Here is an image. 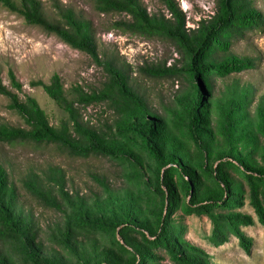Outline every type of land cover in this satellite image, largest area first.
<instances>
[{
    "label": "rangeland",
    "instance_id": "374dc122",
    "mask_svg": "<svg viewBox=\"0 0 264 264\" xmlns=\"http://www.w3.org/2000/svg\"><path fill=\"white\" fill-rule=\"evenodd\" d=\"M40 1L50 21L58 17L52 0ZM59 7L70 9L89 21L95 36L98 57L102 64L74 50L56 36L25 24L22 18L0 7V77L3 85L17 97L19 103L27 97L33 99L43 111L50 126L58 128L66 119L65 113L50 100L39 87L31 83L49 84L59 77L65 97L76 100L78 90L85 94L97 92L107 79L103 64L115 61L131 76V86L145 103L148 117L160 122V139L155 140L160 153H184V161L194 162L197 148L186 126V115L195 95L188 76L178 72L175 80H154L143 76L139 69L164 66L181 70L185 57L175 46L160 37L113 28L119 21L129 19L125 14H100L93 0H55ZM185 16L186 29H196L214 13L215 0H175ZM255 8L264 14V0H253ZM149 15L168 18L159 0H140ZM187 32V30H186ZM248 57L255 69L201 79L206 94L199 109L198 127L202 139L203 155L207 166L215 169L221 162L235 163L238 156L252 173L264 172V33L247 34L245 39L233 43L223 59ZM8 71L21 85L19 92L10 88ZM207 79V80H206ZM86 127L105 137L106 144L117 148L118 159L74 157L53 148L35 149L30 146H9L0 143V166L6 173L7 185L3 199L8 214L25 230L24 242L0 239V264H19V251H27L49 264H126L121 256L115 234L96 237L72 228L71 219L79 216L88 220L113 221L129 218L141 228L155 227L160 217L167 215L161 200L146 194L147 183L162 176L172 164L164 167L149 160L137 136L126 137L117 133L121 119L105 101L79 107ZM24 127L23 120L10 109V101L0 96V126ZM229 134V135H228ZM192 163V164H193ZM50 168H57L63 176L54 186V208L36 200L25 188L28 177L35 175L44 183L54 184L47 176ZM228 180L232 174L222 172ZM184 180H188L184 176ZM178 188L180 180L174 175ZM164 190V187H162ZM215 187L206 184L194 203L202 206L215 201ZM140 191L144 193L140 195ZM146 194V195H145ZM193 192L178 196L179 203L188 205ZM217 198V197H216ZM239 213L251 217L253 225L241 231L252 240L249 253H245L235 237L215 246L209 241L211 224L203 216H184L181 208L168 216L178 224L182 221L181 237L192 247L204 253L205 264H264V230L257 223L247 195L242 197ZM195 205L194 207H196ZM179 225V224H178ZM117 230V229H116ZM8 259V260H7Z\"/></svg>",
    "mask_w": 264,
    "mask_h": 264
},
{
    "label": "trees",
    "instance_id": "16d2710c",
    "mask_svg": "<svg viewBox=\"0 0 264 264\" xmlns=\"http://www.w3.org/2000/svg\"><path fill=\"white\" fill-rule=\"evenodd\" d=\"M52 2L57 21H50L47 18L38 0H0V7L22 18L25 24L56 36L70 48L86 54L95 63L102 64L90 22L70 9L59 7L55 0ZM159 2L168 18L163 15H149L140 0H93L95 9L100 14L118 13L129 17L126 21L115 23L114 29L163 38L185 57L186 62L181 70L150 66L140 68L139 73L154 80H175L182 72L190 79L195 95L187 111L186 126L197 148L198 153L193 157L196 163L184 161V153H171L168 160L166 157L168 153H160L155 144L156 139L161 141L160 122L148 117L144 99L135 93L131 86L130 74L113 60L103 64L107 79L101 89L90 94L78 90L75 101H69L65 97L61 81L56 75L50 79L49 84L42 82L30 84L31 87L41 88L65 113L66 119L61 121L58 128L49 125L43 111L33 99L27 97L24 102L19 103L17 97L3 85L0 77V96L10 101V109L25 125L0 126V143L9 146H30L35 149L53 148L60 153L81 158L118 159L121 156L120 151L106 144L105 137L86 127L80 113V106L86 107L105 101L121 119L118 134L124 137L131 134L137 136L148 159L158 168L164 167L166 162L172 164L171 168L164 170L162 176L154 177L153 183L146 184L148 185L146 194L161 200L162 207H166L167 215L160 217L155 227L144 229L127 217L105 221L74 216L71 219L72 228L96 237L113 235L115 238L116 234L122 245L113 240L121 256L126 259V264H205L200 259L204 253L182 239L181 218L178 219V225L168 217L181 208L184 216H203L210 222L212 228L209 241L215 246L227 243L229 237L233 236L240 248L249 253L252 240L241 229L251 227L253 222L250 216L241 214L238 210L243 206L242 197L247 195L257 223L264 230V172L250 173L238 156L232 157L235 163L221 162L215 169L207 166L198 121L200 105L206 97L201 87V79L256 68L251 58L232 57L224 60L223 57L233 43L245 39L247 34L264 33V14L255 8L253 0H215L212 17L207 22H200L196 29H186L185 16L176 1ZM8 79L10 88L19 92L21 85L11 71H8ZM222 172L234 175L235 179L228 180ZM174 175L180 180L178 188L174 183ZM6 176L0 166V239L14 240L16 244L22 246L26 237L25 230L17 221L10 218L9 204L3 199L7 185ZM47 176L54 184L44 183L32 175L26 179L24 186L40 203L54 208L56 206L54 186H59L63 176L57 168H50ZM184 176L188 180H184ZM206 184L216 188L215 195L212 196L217 198L213 197L215 201L204 206L194 203V196L196 198ZM190 191L193 192L190 203L187 206L179 203L178 196L182 192L189 196ZM140 192V195L144 193ZM195 205L197 206L194 207ZM18 256L19 264H49L25 250L19 251ZM8 262L12 264L10 259Z\"/></svg>",
    "mask_w": 264,
    "mask_h": 264
}]
</instances>
